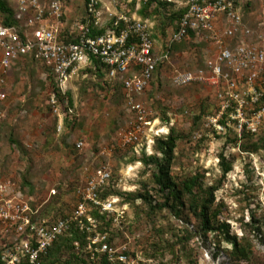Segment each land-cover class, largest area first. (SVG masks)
<instances>
[{
	"label": "rangeland",
	"instance_id": "1",
	"mask_svg": "<svg viewBox=\"0 0 264 264\" xmlns=\"http://www.w3.org/2000/svg\"><path fill=\"white\" fill-rule=\"evenodd\" d=\"M6 1L16 9L15 0ZM129 1L101 3L103 9L107 6L111 13L121 14L130 11ZM184 2L156 0L143 10L157 51H163L167 35L176 27L175 11ZM81 5V0L67 5L60 20L63 27L82 19ZM103 12L106 25L111 16ZM242 19L252 44L264 49V0H250ZM211 54L212 44L205 35L190 37L173 49L150 87L136 97L153 131L135 149L123 145L134 114L120 86L107 80L100 69L81 64L65 83L67 105L60 106L63 123L58 130L59 118L50 106L55 93L50 75L39 63L16 62L6 76V99L0 105L3 177L31 197V205L41 214L58 219L72 211L90 175L107 168L114 187L108 192L118 193L125 214L122 223L104 225L102 233L115 255H124V264H240L243 260L230 254L231 243L222 240L224 225L230 236L249 247V259L243 264H264V128L237 144L230 138L210 137L203 121L214 111V89L207 84L177 87L172 83L175 70L195 71ZM169 132L176 138L170 177L181 195L179 203L169 200L167 205L174 206L176 216L165 205L169 198L155 187L153 165L141 161L143 154L155 155L150 143L155 133L165 137ZM228 134L234 136L231 131ZM224 167L229 169L225 175ZM193 178L192 192H184L182 184ZM210 189L213 203L207 211L215 230L204 235L198 213ZM3 242L0 236V249ZM48 264L81 263L69 242H62L51 251Z\"/></svg>",
	"mask_w": 264,
	"mask_h": 264
},
{
	"label": "built area",
	"instance_id": "2",
	"mask_svg": "<svg viewBox=\"0 0 264 264\" xmlns=\"http://www.w3.org/2000/svg\"><path fill=\"white\" fill-rule=\"evenodd\" d=\"M76 1L15 0L13 11L19 24L0 25V105L6 99L8 71L20 59L27 58L43 66L54 87L65 95V83L81 64L90 65L92 56L107 80L120 82L126 105L135 117L131 130L124 135L123 145L135 149L153 131L148 113L136 97L149 88L158 66L169 62L171 48L192 33L210 40L212 54L195 71L175 70L172 83L177 87L207 84L214 89V111L203 121L207 135L225 137L231 131L232 138L241 139L242 133L255 135L264 128V49L252 44L251 32L244 27L241 7L235 0H185L176 29L160 52L151 39L150 23L136 13L128 17L106 8L111 18L102 26L101 0H81L84 16L71 27H63L60 20L67 7ZM136 1L135 12L141 0ZM89 15L95 18L96 30L104 31L102 35L89 36ZM62 104L67 105V100H59L53 93L50 106L59 118L58 130L63 123L59 112ZM67 112L72 114L71 109ZM2 118L0 112V122ZM155 137L160 135L155 133L150 140L152 145ZM110 180L107 168L95 170L78 191L72 211L54 219L34 208L31 197L16 190L0 170V236L4 240L0 264L25 261L42 264L53 244L71 230L82 237L72 244L78 257L92 264H98L102 257L109 264H124V255L116 256L102 233L104 225L116 227L122 223L125 214L117 196L102 198ZM94 212L104 220L94 217Z\"/></svg>",
	"mask_w": 264,
	"mask_h": 264
},
{
	"label": "trees",
	"instance_id": "3",
	"mask_svg": "<svg viewBox=\"0 0 264 264\" xmlns=\"http://www.w3.org/2000/svg\"><path fill=\"white\" fill-rule=\"evenodd\" d=\"M155 1L156 0H141L139 2V9L136 10V12H135V6H136L137 1L131 0V1H129V4H130L129 10L130 11H125V12H123V14H125L128 17H131L133 13H136L138 18H140L141 20H148V18L145 16L143 10L150 7ZM240 1L241 0H235L237 5L239 7H241V16H242L243 7L246 6L250 0H244L243 3ZM164 2L169 3L170 0H164ZM183 11H184V8H182V7H180L179 9H177L175 11L176 12L175 13L176 14L175 15L176 21H178V19L182 15ZM88 20L90 21L89 27L91 29L89 36L94 37L97 35H102L104 33L103 30H99V31L96 30V28L94 26L95 18L93 16L89 15ZM18 24H19V22L15 18V13H14L13 9H11L9 7L8 2L6 0H0V25H2V26H17ZM175 29H176V27H175ZM175 29H174V31H175ZM67 32L68 31H66V33ZM172 33H173V31L169 35H167V38L165 39V41L163 43L164 44L163 48L166 47V44L168 43L169 38H170ZM190 37H195V36H194V34L190 33L189 36L186 39H184L183 41L189 39ZM151 39H152V41H154V37L152 36V33H151ZM181 43H178L171 48L170 55H171L173 49ZM170 55H169V58H170ZM89 60H90L91 64L93 65V67H95L99 70V67H98L99 62L96 59H94V57H92V56L89 57ZM163 66L164 65L158 66V68L156 69V71L153 75V78L156 75V73L161 68H163ZM151 82H150V84H151ZM113 83L119 85L121 88L120 82L115 81ZM55 92H56L57 98L59 100H61L65 97V95L60 94V92H58V89H56V88H55ZM197 120L198 119H196V121ZM252 136H254V135L242 133L240 143L242 141H244L245 139H247V137L249 138ZM229 138L231 139V142H233V144L238 143L239 139H237V138H231L229 136L224 137V139L226 141H230ZM175 143H176V138L172 135V132L171 133L169 132V134H167L165 137H155L153 139V145H152V151L154 150L155 155L151 154L148 156V155L143 154L141 156V161L143 160V162H145L146 165H151V164L153 165L154 173L152 175V178H153V182L155 184V187L158 188V191L161 192L162 195H165L169 198V199H166V204H165L166 206H168L167 204H168L169 200L172 201V204L176 203V202L179 203V198L181 195V191L176 189V186L170 177V171H169L170 163H171V160L173 158V150L175 148ZM221 160L223 161V157L221 158ZM228 171H229L228 167H224V169L222 171L223 175L227 174ZM111 180H112V178H111ZM111 180H110V184L107 187H105V189L102 193V198H107L110 196H117L118 197V193H116V191H114V193L108 192L110 189H114L113 185L111 184ZM195 185H196V179L195 178L190 179V180H188L182 184V187H183L182 190L184 192L190 193V192H192ZM213 192H214V190L210 189V191L208 192V195H207L208 199H206L204 201V203L202 204V206L199 210V213H198V220L200 222V227L203 230L204 235L209 231L215 230L210 225L209 215H208V211H207L208 206H210L213 203ZM173 208H174V206H172V205L168 206V209H171L172 213H174V215L176 216L178 213H177V211L173 210ZM92 215L94 217L100 219V220H104V217H100L95 212ZM223 227H224V231H222V229H220L221 234H222V240L231 243V253L230 254L235 259L243 260L244 262H246L249 259V252H250L248 245H246L245 243L241 244V241H237L235 237L229 235L227 226L224 225ZM256 233H257V235L260 234L258 229H256ZM77 240L81 241L82 237H81L80 233L77 232L76 230H71V232L68 233L66 236L60 237L58 239V241L55 242L53 244V246L51 247V249L49 250L47 257L45 259H43L42 264H48V261H49L50 256H51V251L54 248L58 247L59 244H61L62 242H69L70 246L73 249L72 244L74 241H77ZM219 252L215 253L214 257L217 256L219 254ZM74 258L77 259L81 264H92L89 260L83 259L82 257H78L75 254V252H74ZM243 261L240 262V264H243ZM22 264H27V263L25 261V262H22ZM98 264H109V263L105 260V258L102 257V260H100V262Z\"/></svg>",
	"mask_w": 264,
	"mask_h": 264
},
{
	"label": "crops",
	"instance_id": "4",
	"mask_svg": "<svg viewBox=\"0 0 264 264\" xmlns=\"http://www.w3.org/2000/svg\"><path fill=\"white\" fill-rule=\"evenodd\" d=\"M170 1H171V0H170ZM103 7H104V5H102V10H100L101 15L104 14L103 10L105 9V11H106V8H108L107 6H105L106 8L103 9ZM67 10H68V7H67L66 11H67ZM108 10H109V12H111V11H110V8H109ZM101 21H102V20H101ZM101 23H102V26H103V23H104V22L102 21ZM26 59H27V58H26ZM21 60H23V59H20L19 61H21ZM28 60H30V59H28ZM30 61H31V60H30ZM17 62H18V61H17ZM86 64H88V63H86ZM86 64H84V65H86Z\"/></svg>",
	"mask_w": 264,
	"mask_h": 264
}]
</instances>
